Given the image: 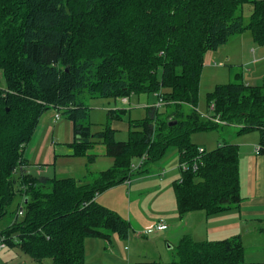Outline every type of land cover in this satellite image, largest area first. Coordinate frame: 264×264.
Here are the masks:
<instances>
[{
    "label": "trees",
    "instance_id": "1",
    "mask_svg": "<svg viewBox=\"0 0 264 264\" xmlns=\"http://www.w3.org/2000/svg\"><path fill=\"white\" fill-rule=\"evenodd\" d=\"M247 3L252 11L245 22L239 10ZM247 29L264 43V0H0L5 81L0 87V220L24 194L3 233L7 245L37 262L86 264L87 238L117 233L127 239L130 222L99 204L97 196L131 181L135 158L158 161L173 146L180 162L200 155L191 134L221 126L198 112L205 55ZM87 93L115 99L157 93L168 108L166 118L159 123L160 107L151 106L144 118L131 119L128 140L117 141L112 121L123 111L113 110L92 134ZM208 100L241 132L260 130L259 153L264 152L263 85L229 82L218 85ZM50 109L73 121L74 155L92 161L89 149L103 143L114 165L81 178H29L26 148ZM200 158L196 172L181 170L174 182L179 214L217 213L240 204L238 146L224 142ZM25 180L33 185L26 188ZM244 248L240 235L196 240L186 233L177 246L178 259L167 264H261L246 262Z\"/></svg>",
    "mask_w": 264,
    "mask_h": 264
},
{
    "label": "crops",
    "instance_id": "2",
    "mask_svg": "<svg viewBox=\"0 0 264 264\" xmlns=\"http://www.w3.org/2000/svg\"><path fill=\"white\" fill-rule=\"evenodd\" d=\"M205 56L208 57L209 61L217 59L220 60V64L228 63L230 67L229 71L234 79H242V81L247 85L264 86V43L257 42L251 30L247 29L233 35L227 43L223 44L215 51L207 52ZM118 101L121 106L129 105L131 104V96L129 98H118L114 102H110L108 104L107 108H109L110 111L119 110L123 111L124 114V112H127V109L119 107ZM144 106L147 108L149 106V102L144 103ZM48 112H46L41 117L39 125L37 126V129L26 148L25 156L29 162V165L27 166V172L31 174L32 172L30 169L33 168L32 165L36 164V167L41 169L43 164L40 162H43L46 166L54 165L57 167L58 163L61 162L57 161L58 157L62 158L64 156H74V149L71 146V143L75 138L73 121L69 118V122L62 119V115L57 119V111L49 110ZM122 119L123 118L113 119V129L117 130L116 126H114V123L116 122V125H118ZM227 125L233 124L227 123L224 126ZM129 128L130 123L128 124V129ZM233 135L234 134L220 133L218 145L222 144L220 142H230L238 146L240 189L242 196L241 203L217 213L209 214L205 210H195L181 215L178 212V204L174 188V182L177 179H180L181 175L178 178L176 177L177 179H174L173 182L174 192L172 191L170 193V189L161 188L160 197H162L165 202L163 205L167 204V206L170 208V210H165L167 215L166 219H164V221L168 224V228L155 232L154 238L157 240V242L154 244L155 249L153 250L155 254H152V256L144 254L143 258L158 257V251H161L160 245H162L164 241L165 243L170 242L174 246L175 239L180 238L186 233L192 234L194 238L198 236V238L201 240H219L235 237L238 235L245 238L250 232L253 234L259 230H264V152L258 153L256 151L257 146L260 144L261 133L260 130L253 129L247 132H242V134L240 133L237 136ZM101 144L102 143L94 144V146L89 149L88 153L95 154L94 158L89 162V164L86 155H82L79 162H71L70 164L60 165L58 168L61 170H70V172L74 174H82L81 177L87 175L90 176V174H96L99 172V170H93L90 163L96 159V155L98 154L107 155L105 145ZM95 146H98L99 148L98 153L94 151L97 148ZM178 153L180 159V152L178 151ZM135 160H137V158L133 160L132 164ZM113 165L114 164H112V166ZM112 166L108 167V169ZM153 168L156 167L153 166ZM103 170L106 169H100V171ZM155 174L158 176L160 174V177L162 175L161 173H154L153 171L150 172L148 170V173L141 175L138 178H141L140 180L144 178L150 179L155 176ZM165 174H163L162 177H164ZM41 176L50 177L48 175ZM75 177L79 176H74V178ZM126 182H129L130 184L132 180H126L125 183ZM113 189H116L115 186L114 188L111 187L109 190H105L100 193L98 198H96L97 202L99 203L100 201V203H102L104 206L108 208L110 207L111 209L112 207L108 201V194L106 193H112L110 191H113ZM132 190L133 188H129V193H126V198L130 202H132L133 198ZM167 191L168 195L164 198ZM134 192H136V194L144 193L143 189L139 190L135 188ZM161 200L160 198L158 199L159 202ZM160 205H162L161 202ZM129 217H132L131 210L129 211ZM159 219H147L143 221L142 224L138 225V227L144 228L143 230L155 227L159 223ZM139 230L140 229H138V231ZM115 235L118 237L117 241L125 240L119 237L117 233H115ZM111 238L112 236L109 239H105L110 241ZM87 241L89 243L90 240L86 239L85 244ZM122 244L123 243L121 242V245ZM103 245H105L104 242ZM7 248L8 245L5 248L0 249V252H2V254H0V258L5 256L7 259L5 262L7 264H25L24 259H32L30 256H27L28 254L26 253H23L26 256L21 257V254L14 252L13 250H8ZM124 250L127 251L128 247H125ZM111 253H116L115 247H112ZM159 256H161L160 253ZM141 257L142 256L139 253H136L132 255L131 260L133 262H137Z\"/></svg>",
    "mask_w": 264,
    "mask_h": 264
},
{
    "label": "rangeland",
    "instance_id": "3",
    "mask_svg": "<svg viewBox=\"0 0 264 264\" xmlns=\"http://www.w3.org/2000/svg\"><path fill=\"white\" fill-rule=\"evenodd\" d=\"M251 11H252V5L249 3L243 5L240 8L239 12L243 14L245 22L249 21ZM219 61L220 60L217 59L209 61L208 57L205 56V61L202 68L201 81H200L199 103H198L199 113H207L209 111V104H210L208 100L209 96L211 93H213V91L218 85L229 83V81L232 82L242 81V79H234L232 77V74L229 71L230 67L228 63L220 64ZM4 86H5V81L3 79V75L1 74L0 87H4ZM84 99L90 110L89 122L91 123L90 124L91 132L92 134H94L95 132L101 130L104 127L105 123H107L108 112H110V109L107 108L108 104L110 102H114L116 99L113 97L111 98L93 97L90 96L88 93L85 95ZM147 102H149V106L147 108L151 106L160 107L159 123L166 118V112L168 108L165 105H159L157 93H142L140 95L137 94L132 95L131 104L129 105L121 106V104L118 101L119 107H123L127 109V112H124V114L121 115V118L123 119L119 122L118 125H116V122L114 123V126H116L117 128V130H115V136L117 141L128 140L130 135L128 124L130 123L131 119L134 120L142 119L147 115V108L146 106H144V103ZM50 110L55 111L53 109ZM62 119L67 120L69 122V119L65 115H62ZM240 130L241 127L237 125L224 126L221 124V126L215 129L196 131L192 133L190 136V140L193 144H195L199 148L204 147L206 148L207 151H211L218 146L220 133L234 134L233 136H237L240 133L242 134ZM95 147L97 148L94 151L98 153L99 148L98 146ZM178 151H179L178 147L175 146L170 147L167 154L163 157V159H160L158 161H147L145 162L143 167L139 169V170L141 169L149 170L150 172L153 171L154 173L155 172L161 173L162 174L161 177L160 174L159 176L155 174V176H153L150 179L144 178L140 180L141 178H138L140 176L137 175L138 171L135 169L131 182L132 184L131 183L129 184V182L126 183L124 182L121 185L115 186L116 189L110 191L112 193H106L108 194L107 196L109 198L108 201L112 207L111 209L119 213L120 216H122L124 219L130 221L131 228H130L129 238L125 240L117 241L118 237L115 235V233L111 234L112 238L110 241L100 237L87 238V240L90 241L89 243L87 241V243L85 244L86 264H144V263L167 264L173 260L178 259L177 246L180 241V238L184 234L180 238L175 239L174 246L172 245V243L170 242L165 243L164 241V243L160 245L161 251L163 253L159 250L158 257L143 258L144 254L150 256H152V254H155L153 250L155 249L154 244L157 242V240L154 238L155 232L149 233L147 230H143L144 228L138 227V225L142 224L143 221L150 218L152 219L157 218V220L159 218H160L159 220L166 219L167 213L165 212V210H170V208L167 206V204L163 205V203L165 202L162 199V197H160L161 188L170 189V193L172 191L174 192L173 190L174 179H177L181 175V168H180L181 162L179 159ZM81 156L82 155H74L71 157L64 156L62 158L58 157L57 161H61V162L58 163L57 167L54 165L46 166L45 163L40 162L43 164V167L41 169L39 167H36L35 164L32 165L33 168L30 169L32 174L28 173L27 171L26 174L30 176L29 178H31V176L33 175H37V176L48 175L52 178L79 176L75 178H80L82 174H74L70 172V170H61L58 167L60 165L70 164L71 162H79V160H81L80 159ZM96 156H97L96 159L90 163L93 170L100 171L101 168L107 170L108 167L114 164V157L112 156L99 155V154ZM86 157L89 164L90 161L89 157L88 156ZM135 162L138 163L139 161L135 160L134 163ZM153 166L156 168H153ZM163 174H165L164 177H162ZM20 179L21 178L19 177V180ZM25 183H26L25 185L26 188H28V186L33 185L31 181L25 180ZM129 188L130 189L133 188L132 202L128 201V199L126 198V193L127 192L129 193ZM134 188L139 190L143 189L144 193L136 194V192H134ZM167 195H168V191L166 192L164 198L167 197ZM23 196H24L23 193L21 194L19 193L15 202L9 208V214L0 220L1 240L4 239L3 233L6 232L11 227L14 221V217L16 215V209L18 203L21 201ZM159 198L160 200L162 199L160 201L162 205H160V202L158 201ZM99 204L103 205L102 203H100V201ZM130 210L132 213L131 218L129 217ZM138 229L140 230L138 231ZM250 234L251 232L245 238L242 237L243 244L245 245L243 259L246 262H258L264 264V230H259L256 233H253L251 235ZM1 235L3 236L1 237ZM195 239L201 240L198 238V236ZM103 242L105 245H103ZM121 242L123 243L122 245ZM112 247H115L116 249L115 254L111 253ZM125 247H128L127 251L124 250ZM7 249L13 250L14 252L21 254L20 255L21 257L26 256L24 255L25 251H23V249L19 248L16 245L14 246L8 245ZM136 253H139L142 257L137 262L136 261L133 262L131 260L132 255ZM159 253L161 254V256H159ZM0 254H2V252H0ZM5 260H7L6 257L2 256L0 258V264H7ZM24 260H25V264H53V260L51 258H47L43 262H37L34 261L33 259H24Z\"/></svg>",
    "mask_w": 264,
    "mask_h": 264
},
{
    "label": "built area",
    "instance_id": "4",
    "mask_svg": "<svg viewBox=\"0 0 264 264\" xmlns=\"http://www.w3.org/2000/svg\"><path fill=\"white\" fill-rule=\"evenodd\" d=\"M164 100L162 98L159 99V105H163ZM215 102H211V104L209 105V111L207 113H200V116L201 118L205 119V120H209L211 122H214L216 124H222V125H225L227 124L225 121H223L221 119V116L216 113V110H215ZM60 114L57 113L56 114V118H60ZM205 148L203 147H200L199 148V152H200V155H198L196 158L193 159V161H189V160H186L184 162H181V170L182 171H193V172H196L199 167H200V164H201V155L205 152ZM259 147L257 146L256 148V151L259 153ZM139 162L138 163H133L132 164V168L133 170L135 171L136 170H139L140 168L143 167V165L145 164L146 160H147V156L144 155L143 157L141 158H138L137 159ZM19 215H24V210L21 208L19 210ZM168 228V224L164 221V220H160L159 223L155 226V227H152V228H148L147 231L149 233H154V232H157V231H162V230H165ZM7 246V243L4 239L1 240L0 242V249L2 248H5Z\"/></svg>",
    "mask_w": 264,
    "mask_h": 264
},
{
    "label": "water",
    "instance_id": "5",
    "mask_svg": "<svg viewBox=\"0 0 264 264\" xmlns=\"http://www.w3.org/2000/svg\"><path fill=\"white\" fill-rule=\"evenodd\" d=\"M169 123H170V125H173L176 123V121H170Z\"/></svg>",
    "mask_w": 264,
    "mask_h": 264
}]
</instances>
